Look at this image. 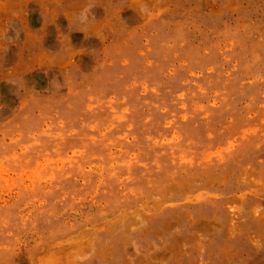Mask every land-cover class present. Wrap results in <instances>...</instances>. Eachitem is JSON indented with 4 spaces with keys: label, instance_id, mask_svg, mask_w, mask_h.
<instances>
[{
    "label": "rangeland",
    "instance_id": "374dc122",
    "mask_svg": "<svg viewBox=\"0 0 264 264\" xmlns=\"http://www.w3.org/2000/svg\"><path fill=\"white\" fill-rule=\"evenodd\" d=\"M0 27V264H264V0H0Z\"/></svg>",
    "mask_w": 264,
    "mask_h": 264
},
{
    "label": "crops",
    "instance_id": "0c3cea01",
    "mask_svg": "<svg viewBox=\"0 0 264 264\" xmlns=\"http://www.w3.org/2000/svg\"><path fill=\"white\" fill-rule=\"evenodd\" d=\"M11 8H13V7H10L9 9H11ZM8 24H6V26H7ZM25 28V26L24 25H22V29H24ZM5 27H0V41H2L3 40V33H4V31H5ZM18 65V64H17ZM18 68H19V66H18ZM4 77V76H3Z\"/></svg>",
    "mask_w": 264,
    "mask_h": 264
}]
</instances>
